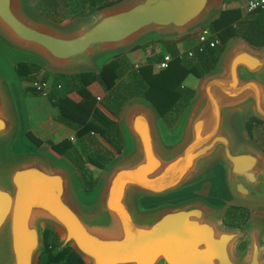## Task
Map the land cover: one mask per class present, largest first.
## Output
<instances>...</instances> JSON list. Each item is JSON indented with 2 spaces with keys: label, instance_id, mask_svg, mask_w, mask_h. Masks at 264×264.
I'll return each mask as SVG.
<instances>
[{
  "label": "water",
  "instance_id": "95a60500",
  "mask_svg": "<svg viewBox=\"0 0 264 264\" xmlns=\"http://www.w3.org/2000/svg\"><path fill=\"white\" fill-rule=\"evenodd\" d=\"M222 3L121 0L58 24L35 19L22 0H0V264H38L46 229L58 235L53 255L70 247L84 264H264V210L240 227L223 220L226 207H264V152L244 126L252 115L264 121V46L231 38L174 126L165 125L168 135L148 100L126 102L118 120L122 150L89 191L65 157L42 149L20 128L10 86L18 74L15 65L4 69L17 51L57 73L98 71L106 62L98 57L208 24ZM240 114L249 115L232 126L231 117ZM196 182L192 191L186 187ZM204 182L211 188L205 197ZM171 193H178L176 200L164 206L138 203L141 196Z\"/></svg>",
  "mask_w": 264,
  "mask_h": 264
},
{
  "label": "trees",
  "instance_id": "16d2710c",
  "mask_svg": "<svg viewBox=\"0 0 264 264\" xmlns=\"http://www.w3.org/2000/svg\"><path fill=\"white\" fill-rule=\"evenodd\" d=\"M120 1L38 0L33 9L48 20L62 24L75 17L89 16ZM236 1L239 4L248 2ZM241 9L240 5H223L206 26L218 36L220 43L214 47L207 44L201 51L197 49L196 43L190 45L189 48L195 51L190 59L178 57V53L182 51L178 42L156 41L173 57L165 69L158 70L155 67V63L164 53L163 48H160L158 52L153 49L146 61L136 68H133L129 58L120 52L98 71L82 70L70 74H55L48 98L57 109L56 120L75 130L77 144L70 138H62L57 142L49 141V145L56 154L67 158L77 168L87 191L93 188L97 180L87 163L103 169L122 150V136L117 120L101 110L87 86L92 81L100 83L106 92L102 104L116 117L126 102L140 97L148 100L156 108L163 122L171 127L195 95L194 88L183 84L188 75L200 79L214 71L220 54L231 38L241 37L253 47L264 46V7L244 13ZM193 39L197 42V34ZM153 43L150 41L146 44H135L129 50L133 51ZM39 69V66L32 62L21 61L15 65L16 73L23 80L31 78L32 73ZM70 91L77 92L82 98L79 101L73 100L68 96ZM244 126L249 138L264 152V121L252 115L245 121ZM27 136L37 145L43 143L31 132H28ZM248 217L246 208L230 206L225 213L224 222L240 227L246 223ZM44 242L45 249L38 264H83L70 248L53 255L56 235L49 229L45 230ZM243 247L244 243L240 245V248Z\"/></svg>",
  "mask_w": 264,
  "mask_h": 264
},
{
  "label": "crops",
  "instance_id": "0c3cea01",
  "mask_svg": "<svg viewBox=\"0 0 264 264\" xmlns=\"http://www.w3.org/2000/svg\"><path fill=\"white\" fill-rule=\"evenodd\" d=\"M246 4H247L246 1L242 4L241 3L239 4L238 1L236 0H226L225 2L223 0L222 6L223 5L224 6L225 5L227 6L240 5L242 7L241 10L244 13ZM150 41H153L154 43H156V45L151 44L149 46H145V47L133 50V51L128 50V51L123 52L129 58L130 62L133 65V68H135L136 65L138 66V65L143 64L146 61V57L152 52L154 47L157 46L158 49L162 47L160 42H156V41H162V40L155 39L153 37L144 39L141 44H146L147 42H150ZM7 58H8V60L6 61L7 64L5 65H8L9 68H12V69L14 65H16L17 62H21V61H29L32 63H36L40 68L36 73H32L31 78H27L25 80L21 79L19 76L17 77L13 76L14 79L16 80V84L14 86L15 88L14 96H15V104H16V108L18 112V117H19L20 128L23 129L25 133L31 132L33 135L41 139L43 141V143L41 144L42 146L47 145V144L49 145V141L57 142L62 138H70L74 143H76L77 140L75 138V130L56 120L57 109L54 106H52L50 99L48 98L49 94L47 96H42L40 93H38L35 90L34 85H33L35 81L45 80V81H48L51 86L52 81L54 80L55 74H58V73L50 69L47 65L42 63L36 57L29 55V54L20 53L16 51V53H13L7 56ZM112 58L113 57L111 55L110 57H108L106 62L111 60ZM6 62L4 61V63ZM76 72H73V73H76ZM188 77L189 75L184 79L183 84L189 86V84L187 83ZM87 89L95 97L96 104L101 108V110L105 114H107L110 118L115 119L118 122L119 115L117 117L114 116L102 104V99L106 95V92L104 91L100 83L98 81H92L87 86ZM68 96L75 101H79L82 98L75 91H70L68 93ZM98 97L100 99H97ZM27 98L38 100V101H35L38 103L34 105L33 114L31 116L28 111ZM40 99H43V100L41 101ZM124 146H125V141H124ZM93 167L99 171H103L104 169V168L103 169L99 168L97 166H93ZM213 173L215 174V170L213 171ZM207 185H208V182H204L202 185L199 186V189H200L199 192L201 193L203 197L208 196L210 193L211 188ZM262 216H264V212Z\"/></svg>",
  "mask_w": 264,
  "mask_h": 264
},
{
  "label": "rangeland",
  "instance_id": "374dc122",
  "mask_svg": "<svg viewBox=\"0 0 264 264\" xmlns=\"http://www.w3.org/2000/svg\"><path fill=\"white\" fill-rule=\"evenodd\" d=\"M23 1V6H24V9H25V11L26 12H28L32 17H34L35 19H37V20H40V21H44V22H47V23H51V21L50 20H48L47 18H45V17H43V16H41V15H39L37 12H35V10L33 9V7L35 6V4L37 3V1L38 0H22ZM222 7V4H220L217 8H216V10H214V11H212L211 12V14H210V16L209 17H212L214 14H215V12H217V10L218 9H220ZM210 19V18H209ZM69 21V20H68ZM207 26V22H204L203 24H201L200 26H197V27H195V28H193L192 30H190V31H188V32H186V33H184V34H176V35H174V36H171V37H167V38H165V40L166 41H176V42H178L177 44L179 45V46H181L180 48H181V50L182 51H184V50H186L187 48H189L190 47V45H192V44H194V43H196V39L194 40L193 38L195 37V34L197 33V31H198V29L199 28H201V27H206ZM231 42H232V40L231 41H229L228 42V44L230 45L231 44ZM154 45H156V43H153ZM161 48H163V46L161 47ZM163 51L162 52H166V50H165V48H163L162 49ZM1 51V50H0ZM154 51L155 52H158L159 51V49H158V47L156 46V47H154ZM108 56H109V54H104V55H102V56H100V57H98L97 58V61H98V63L99 64H101V63H103L104 61H106L107 59H108ZM5 60H7V59H5ZM4 69H5V71L7 72V73H9L10 72V70H9V67H8V65L7 66H4ZM9 79H11V78H13V77H8ZM201 78L200 79H198V78H196L194 75H189V77L187 78V83L189 84V86H191L192 88H194L195 90L196 89H198V87H199V85H200V82H201ZM15 84H16V80L13 78V79H11V81H10V86L12 87V88H14V86H15ZM27 100H28V111H29V114H30V116L33 114V107H34V105H36L38 102H35V101H38V100H34V99H29V98H27ZM41 101L43 100V99H40ZM249 115V114H248ZM247 114L246 115H241L240 114V116H235V115H233L232 117H231V120L229 121L230 122V124L233 126V125H236V126H238V125H240V124H242L241 122H242V120H244V118H246L247 116H248ZM42 116V115H41ZM32 120V119H31ZM236 120H241V122L240 121H236ZM165 125L166 124H164V122H163V124L162 125H159L160 126V129H161V132H163V134H166V135H168V132H166V130H168V129H166L165 128ZM167 126V125H166ZM174 126V125H173ZM168 127V126H167ZM172 127V126H171ZM171 127H168V128H171ZM236 130H237V132H238V138L241 140L243 137V132H242V130H240L238 127H236ZM172 137H173V135L176 133V129H172ZM24 138L26 139V141H27V148H31L32 147V145H31V142L30 141H28V139H27V137H25L24 136ZM244 138H246L245 136H244ZM247 140H249L248 138H247ZM250 141H252V140H250ZM253 142V141H252ZM254 143V142H253ZM255 144V143H254ZM256 145V144H255ZM49 145L47 144V145H43L42 146V149H46L47 147H48ZM257 146V145H256ZM14 151V150H13ZM65 162H66V164H68L73 170H75V172H76V174L75 175H77L79 178H80V180H81V177H80V175H79V172H78V170H77V168L75 167V166H73V164L67 159V158H65V160H64ZM87 165H88V167H90V169H91V171H93V173H94V175L97 177V178H101L103 175H104V171H99V170H97L96 168H94L93 167V165H90L89 163H87ZM221 165H219V166H216V167H214L215 168V174H214V176L218 179V178H220L221 176H222V168L220 167ZM206 177L205 178H208V179H210V180H214L215 178H212L209 174H206L205 175ZM81 182H82V180H81ZM198 183L196 182L195 184H189V185H186V187H189V189H190V191H192V188L194 187V186H196ZM213 186V185H212ZM86 189V188H85ZM189 190H182L180 193H183V192H185V193H189L190 192ZM91 192L92 191H90V192H88L86 195H85V200H88L90 197H91ZM178 193H171V194H168V195H165V196H158V197H154V196H141L140 198H139V201H138V203H139V205H140V207L142 208H146V209H148V208H155V207H160V206H164V205H166V204H168V203H170V202H172V201H174V200H176V195H177ZM212 201H214V200H212ZM239 205H243V207L244 208H246L248 211H249V217H250V219H251V217H254L255 215H257V213L258 214H261L262 212H263V210H264V207H256V205L257 204H251V203H239ZM229 209V207L227 208H225V210H226V212H227V210ZM225 212V213H226ZM225 213H224V216H225ZM224 216H223V220H224ZM57 236V235H56ZM239 244V243H238ZM242 244V243H241ZM237 251H238V253L240 254V255H242V254H244V250H238L237 249Z\"/></svg>",
  "mask_w": 264,
  "mask_h": 264
},
{
  "label": "built area",
  "instance_id": "2783aa9c",
  "mask_svg": "<svg viewBox=\"0 0 264 264\" xmlns=\"http://www.w3.org/2000/svg\"><path fill=\"white\" fill-rule=\"evenodd\" d=\"M264 7V0H248L246 7H245V12L251 11L256 8H263ZM220 43V39L218 36L211 32L207 27L202 28L198 33H197V42H196V47L198 50H202L205 45H209L211 47H214ZM195 51L192 48H187L184 51H180L178 53V57L180 59H190L194 56ZM171 54L164 52L161 59L155 63L156 69H165L169 66V63L172 60ZM137 65L135 66V68ZM35 90L40 93L42 96H47L50 91V83L45 80H38L33 83ZM97 99H100L99 97ZM72 138V137H71Z\"/></svg>",
  "mask_w": 264,
  "mask_h": 264
},
{
  "label": "flooded vegetation",
  "instance_id": "af4514ba",
  "mask_svg": "<svg viewBox=\"0 0 264 264\" xmlns=\"http://www.w3.org/2000/svg\"><path fill=\"white\" fill-rule=\"evenodd\" d=\"M249 212V211H248ZM52 231V230H51ZM55 235H57V233L56 232H54V231H52ZM58 241V235L56 236V242ZM56 242H55V244H56ZM67 248H70V247H67ZM66 249V248H65ZM71 249V248H70ZM75 252V251H74ZM79 257V256H78ZM80 258V257H79ZM81 259V258H80ZM82 260V259H81ZM82 262H83V260H82ZM83 264H84V262H83Z\"/></svg>",
  "mask_w": 264,
  "mask_h": 264
}]
</instances>
